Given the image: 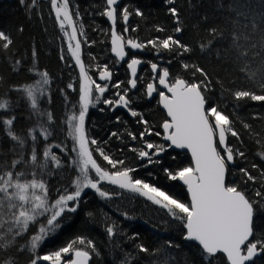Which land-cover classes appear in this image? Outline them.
Returning a JSON list of instances; mask_svg holds the SVG:
<instances>
[{
	"label": "trees",
	"instance_id": "trees-1",
	"mask_svg": "<svg viewBox=\"0 0 264 264\" xmlns=\"http://www.w3.org/2000/svg\"><path fill=\"white\" fill-rule=\"evenodd\" d=\"M241 3H244V0H173L172 4L167 0H122L119 9L127 7L130 15L127 21L118 19L115 22L116 31L123 34L125 40L135 39L145 45L139 53L127 49L125 61L111 55V26L107 17L102 15L106 7L104 0H71L70 11L73 14L79 13L78 17L74 15V20L78 31L82 26L84 33L77 37L81 41V59L88 74L94 79L107 65L114 80L123 84L124 87L120 89L123 92L128 81L126 62L135 56L142 58L146 63L162 60L163 67L169 70L172 82L177 77L189 82L204 81L202 91L207 99V107L215 105L222 110L232 120L234 130L239 133V138L229 135L227 143L244 155L234 157L233 166L228 167L226 180L230 185H237L251 200L257 202L254 240L264 234V210L259 207L264 203V199L256 196L257 191L264 193V158L259 155L264 152V101H252L249 98L238 101L233 93L237 90L264 93L257 84L249 81L239 71V65L227 58L223 51L219 57L217 56L218 48L227 47L226 40L216 41L203 51L200 48V44L210 38L206 29L220 27L231 31L230 19L235 18V13L229 11L228 6L232 4L238 7ZM29 4L31 0H25L23 5L20 0H0V30L5 31L12 40L7 50L0 48V99L10 102L8 110H0V117L14 116V130L20 135L27 136V130L36 123V117L32 115L30 101L20 90V86L39 79V76L29 72V68L35 66L40 71L48 72V91L39 98L38 103L41 109L51 112L54 117L51 124L46 125L53 134L48 143L66 149L65 152H61L60 148L55 149L61 156L63 167L50 169L51 175L43 177L49 183L50 199L54 200L58 190L67 188L70 180L76 175L69 166L68 159L74 156L73 141L67 136L66 126L62 121L73 105H76L78 110L80 72L68 51V40L57 23L50 0H37L31 9L28 7ZM221 4L223 7L219 6ZM170 7L178 10L180 26L183 29L180 33L174 32L177 19L170 14ZM137 10L142 15H136ZM205 17L207 19H204ZM241 22L243 23L242 18ZM125 27L128 28L127 32H124ZM169 35L187 44L191 51L158 52L147 44L149 40L164 39ZM33 51L36 53L35 57ZM16 61L20 63L17 64ZM185 63L190 67L185 69L183 67ZM191 65L203 68L207 73V79L201 73L195 72ZM150 77L145 69L141 71L138 88L131 95L134 97V110L140 111L138 117L131 119L120 114L115 116L110 112L109 106L96 104L95 107L90 106L86 113V132L89 139H95L105 153L114 159L124 160L123 167L134 169L135 171L131 173L134 178L154 184L187 204L184 188L176 180L168 179L164 169L175 172L192 166L191 161L185 153L169 151L160 140V125L165 120L164 113L160 111L158 104L146 103L144 97V87L150 82ZM69 84H72V88L68 87ZM245 124L250 127L245 128ZM146 128L150 131L141 137L140 134L145 132ZM156 132L160 135H156ZM113 133L116 135L113 136ZM146 143L165 147L160 157L152 156L153 161H159L158 163L149 164L147 158L138 156L141 149L154 151L146 149ZM31 144L29 138L26 157L30 153ZM37 145L42 151L43 137L38 138ZM13 146L14 142L0 126V160L7 158L10 161L14 158L10 151ZM92 147L95 148L96 145ZM94 155L102 166L111 170V166L103 161L99 153ZM240 169L247 170L254 179L248 180ZM17 170H24V165H20ZM102 188L113 193L111 198H101L91 189L83 192L77 211L64 215L61 229L47 238L35 255L43 256L57 251L77 236H84L94 242L99 252V255L95 253L90 255L89 264H121L126 253L131 254L130 264H154L161 261L165 253L153 255L151 250L164 246L167 240H172L180 247L167 250L172 258L170 264H208L202 259L199 247L183 239L182 224L168 216L165 209L138 193L120 189L106 181L102 182ZM87 213L92 215L89 216ZM113 224L116 231L110 239L106 227ZM35 231L36 228L33 227L19 239V244L25 243ZM140 243L150 250L149 253L139 252L136 245ZM8 256H14L16 264H29L33 258L32 253L18 252L16 248L0 253V259ZM71 257L68 253L62 260L67 261ZM38 264L50 262L41 260ZM212 264L228 263L218 254L212 258ZM256 264H264V258L258 259Z\"/></svg>",
	"mask_w": 264,
	"mask_h": 264
},
{
	"label": "snow or ice",
	"instance_id": "snow-or-ice-1",
	"mask_svg": "<svg viewBox=\"0 0 264 264\" xmlns=\"http://www.w3.org/2000/svg\"><path fill=\"white\" fill-rule=\"evenodd\" d=\"M167 2L172 4L173 0H167ZM20 3L25 4V0H20ZM36 3L37 0H31L29 9ZM50 3L61 31L69 41L68 51L80 72L78 110L77 106L73 105L62 121L66 126L67 136L73 141L72 152L75 155L68 159L69 166L76 175L70 180L67 188L58 190L56 198L50 199L49 183L43 177L51 175L50 169L62 168L63 161L55 151L60 148V145L48 143L53 134L46 125H50L53 121V114L41 109L38 103L39 98L48 91L49 74L46 70L40 71L33 66L29 68V72L39 76V79L20 86V90L30 101L36 123L27 130V136H24L14 130V116L0 117V126L3 127L7 137L14 142L13 148L10 149L14 158L10 161L7 158L0 160V253L8 252L12 248H16L18 252L28 251L33 254L29 264H38L41 260L49 261L50 264H89L90 255L93 253L99 255V252L94 242L84 236H77L66 246L46 255L38 256L35 253L47 238L61 229V220L64 215L77 211L79 201L82 199L81 194L85 189H93L101 198L110 199L113 193L102 188V182L107 181L120 189L138 193L165 209L168 216L182 224L183 239L195 242L200 249L202 259L208 264H212V258L219 253L226 256L228 264H256L258 259L264 258V234H261L259 239H250L256 235L254 218L257 202L251 200L237 185H230L226 180L228 163L233 161L236 155L241 157L244 155L243 152H239L227 143L229 135L239 138V133L234 130L229 116L217 106L206 107L207 99L202 91L204 81L189 82L182 77H177L170 82V73L167 68L161 69L158 64L149 62L152 72L158 76L159 84L171 94L159 92V103L167 110V116L170 118L164 120L162 124L164 139L170 142L168 147L175 146L191 152L193 166L184 167L175 172L164 169L168 179L180 180L187 186L190 203L186 204L160 187L134 178L131 173L135 170L123 167L124 160L112 158L98 146L95 139H89L85 128L86 113L90 106L95 107L98 102H101V95L97 93L104 94L110 85L97 83L88 75L82 62L81 41L77 37L84 33L82 26L79 31L75 26L74 15L78 17L79 13L73 14L70 11L71 0H50ZM219 6L223 7L222 4ZM228 9L235 13V18L230 19L231 31L220 27L206 29L210 38L205 43H201L200 48L203 51L216 41L226 40L227 47L218 48L217 56L219 57L223 51L227 58L239 65V71L249 81L257 84L264 93V0H244V3L239 4L238 7L229 4ZM169 12L177 19L174 32H182L177 8L170 7ZM135 14L142 15L139 10ZM102 15L107 16L115 25L118 19L127 21L130 12L127 7L119 9L118 0H106ZM66 27L71 28L70 34ZM159 30L163 31V29ZM127 31L128 28L125 27L124 32ZM125 43L131 49L145 47L135 39L125 41L124 35L118 34L113 26L111 51L119 59H124L126 56ZM11 44L10 36L0 30V48L7 50ZM147 44L158 52L162 50L169 52L179 50L184 53L191 51L187 44L172 35L164 39L149 40ZM35 55L33 51V56ZM254 62H256L255 66H253ZM16 63L20 62L16 61ZM141 63L142 61L135 56L128 61L127 67L131 70L133 77L128 80V84L132 88L136 87L137 65ZM183 67L187 69L190 65L185 63ZM191 67L207 79V73L203 68L196 65ZM111 77L112 73L105 65L99 72V79L108 81ZM68 87L72 88V84ZM111 87L121 89L122 83L117 82ZM128 91V88H123V94L116 93L117 99H104L102 103L109 107L127 108L130 104L127 98ZM155 91L156 86L148 83L147 94L151 96ZM233 95L238 101L244 98L264 101V94H256L249 90H237ZM9 108L10 102L0 99V110ZM129 110L132 116L139 115L136 111ZM244 127L250 126L245 124ZM149 131L150 129L146 128L145 132L140 134L141 137ZM112 135L115 136L116 133ZM39 137H43L42 151L37 145ZM29 138L32 144L30 153L26 157L25 151ZM93 145L96 147L93 148ZM145 147L154 151L141 149L138 151V156L147 158L149 164L158 163L159 161H153L152 156L164 152L165 147L154 143H146ZM60 151L65 152L66 149L60 148ZM133 151L136 150L133 149ZM94 153H99L103 161L111 166V170L102 166ZM259 155L264 158V152ZM20 165H24V170H17ZM255 167L254 164L253 168ZM28 169L31 171L29 172ZM240 171L248 180L254 179L247 170L240 169ZM256 196L264 199V193L260 191L256 192ZM259 207L264 210V203H261ZM87 215L91 216L92 213ZM33 227L36 231L25 243L19 244V239ZM115 231L114 224L106 227L110 239L115 235ZM179 247L180 245L174 244L172 240H167L164 246L151 250L153 255L165 253L164 258L154 264H170L172 258L167 250ZM136 248L141 253L150 251L143 243L137 244ZM68 253H72L73 258L63 261L62 257ZM130 260L131 254L126 253L121 264H130ZM0 264H16V259L14 256H8L0 259Z\"/></svg>",
	"mask_w": 264,
	"mask_h": 264
},
{
	"label": "flooded vegetation",
	"instance_id": "flooded-vegetation-1",
	"mask_svg": "<svg viewBox=\"0 0 264 264\" xmlns=\"http://www.w3.org/2000/svg\"><path fill=\"white\" fill-rule=\"evenodd\" d=\"M120 7V6H119ZM126 41V40H125ZM127 49H130V48H128V47H126L125 48V50H127ZM131 50V49H130ZM133 51V50H132ZM142 51V50H141ZM140 51V52H141ZM133 52H135V51H133ZM135 53H139V52H135ZM127 56V55H126ZM125 56V57H126ZM136 58H138V57H136ZM142 59V58H141ZM131 60V59H130ZM143 60V59H142ZM121 61H125V59H123V60H121ZM128 61L129 60H127V62H126V66H127V64H128ZM144 61V60H143ZM159 61L160 60H158L157 62H156V64H158L159 65V67L161 68V69H163L164 67H163V62H162V60H161V63H159ZM151 63H153V62H151ZM125 69H126V72H127V74H128V80L130 79V77H129V72H128V70H127V68L125 67ZM146 70L147 72H149V74H150V82L149 83H153L155 86H156V90H157V96L156 97H153V99H152V101L151 102H147V100H146V98H147V94H146V90H147V85H148V83L146 84V86L144 87V97H145V100H146V103H156V104H158V100H159V92H161V91H159V89H158V87H157V82H158V76L156 75V79L155 80H153V77H154V74L152 73V71H151V65H150V63H146L145 61H144V66H143V68H141L140 70H139V72H138V76H137V84H136V87L132 90V89H130V86H129V84H128V81H127V85H126V87L125 88H128L129 89V91H128V94H127V98L129 99V101H130V104H129V109H131V110H134V97L132 98L131 97V95H133L134 94V92H136V90H137V88H138V79H139V75H140V73H141V71H143V70ZM111 72V71H110ZM112 73V72H111ZM89 76H91L90 74H88ZM92 77V76H91ZM93 78V77H92ZM94 79V78H93ZM97 83H100V82H98V80H99V74L97 75V78L96 79H94ZM116 82L117 81H115L114 80V76H113V74H112V77H111V79L110 80H108V81H105V82H103V83H100V84H104V83H108L109 85H110V87L108 88V90L104 93V94H99V93H97V95H101V102H98L97 103V105H103V106H106V107H108V105H105V104H103L102 103V101L104 100V99H117L118 97H117V95H116V93L117 92H121L120 91V89L118 90V89H116V88H114V87H111V85H114V84H116ZM170 82H172L171 80H170ZM122 86H123V84H122ZM124 87V86H123ZM120 94H123V92H121ZM109 110H110V112L111 113H113L115 116H117V115H124V116H127V117H129V118H136V117H138V116H130V115H128L126 112H124L123 110H121V109H119V107H110L109 108ZM135 111V110H134ZM137 112V111H136ZM138 113V112H137Z\"/></svg>",
	"mask_w": 264,
	"mask_h": 264
},
{
	"label": "water",
	"instance_id": "water-1",
	"mask_svg": "<svg viewBox=\"0 0 264 264\" xmlns=\"http://www.w3.org/2000/svg\"><path fill=\"white\" fill-rule=\"evenodd\" d=\"M105 1V3H106V0H104ZM118 4H119V6L122 4V0H118ZM107 17V16H106ZM107 20H108V22H109V24H110V26H111V32H112V29H113V26L115 27V25L113 24V22L112 21H110L108 18H107ZM110 45H111V39H110ZM112 46V45H111ZM126 47H128V48H130L126 43H125V48ZM131 49V48H130ZM131 50H133V51H135V52H140L142 49H131ZM126 51V50H125ZM111 55L113 56V57H115V58H117L116 56H115V54L111 51ZM118 60H123V59H119V58H117ZM137 59H140L141 61H142V63L140 64V65H137V76H138V72H139V70L141 69V68H143V66H144V61L141 59V58H137ZM159 63H161V60L159 61ZM126 68H127V70H128V72H129V77H130V79H132L133 77H132V75H131V70L130 69H128V67L126 66ZM151 71H152V69H151ZM153 73V72H152ZM154 74V73H153ZM137 76L135 77V78H137ZM156 79V74H154V77H153V80H155ZM98 82H100V83H103V82H105V81H101L100 79L98 80ZM130 86V85H129ZM157 87H158V89H159V91H163L166 95H171L170 93H168L167 92V89L163 86V85H160L159 84V82H157ZM130 89H134V88H132L131 86H130ZM146 94H147V90H146ZM157 96V90L155 91V92H153V94L151 95V96H149L148 94H147V98H146V100H147V102H151L152 101V99H153V97H156ZM159 101H160V96H159V100H158V105H159V109H160V111H162L163 113H164V116H165V120L166 119H170L168 116H167V110L163 107V105L161 104V103H159ZM116 107H119V109H121V110H123L124 112H126L128 115H130V116H132L131 115V111L129 110V108L127 107H123V106H116ZM206 107H207V104H206ZM115 108V107H114ZM162 124H163V122H162ZM162 124L160 125V133H161V137H160V140H161V142L162 143H164L166 146H167V148H168V150L169 151H175V152H180V153H185V154H187L188 156H189V158H190V161H191V165L193 166V164H192V156H191V152L188 150V149H180V148H176L175 146H172V147H168V145L170 144V142L169 141H166L165 139H164V130H163V128H162ZM227 142H228V139H227ZM163 154V152H160V153H158V154H156V156L157 157H160L161 155ZM233 163H234V159H233V161H231V162H229L228 163V167L229 166H233ZM226 176H227V173H226ZM177 181V183L181 186V187H183L184 188V190H185V192H186V194H187V199H188V203H190V195H189V193H188V191H187V186L186 185H184L183 184V182L182 181H180V180H176ZM250 239H253V237H251ZM193 243H195V242H193ZM196 244V243H195ZM197 245V244H196ZM198 246V245H197ZM220 255H222L225 259H226V261H227V258H226V256L223 254V253H219ZM218 255V254H217ZM228 263V262H227Z\"/></svg>",
	"mask_w": 264,
	"mask_h": 264
},
{
	"label": "rangeland",
	"instance_id": "rangeland-1",
	"mask_svg": "<svg viewBox=\"0 0 264 264\" xmlns=\"http://www.w3.org/2000/svg\"><path fill=\"white\" fill-rule=\"evenodd\" d=\"M66 30L69 32V34L71 33V29H69V28L66 27ZM66 38H67V37H66ZM67 40H68V39H67ZM68 43H69V41H68ZM72 43H73V46H74V43H75V42L73 41ZM132 111H134V110H132ZM138 113L140 114V111H138ZM156 133H157V132H156ZM158 136H159V135H158ZM160 137H161V135H160ZM163 144H164V143H163ZM74 155H75V154H74ZM156 157H157V156H156ZM106 182H107V181H106ZM108 183H109V182H108ZM86 190H88V189H85V191H86ZM91 190H93V189H91ZM85 191H84V192H85ZM70 203H71V202H70ZM70 254H71V256H72V253H70ZM72 258H73V256L71 257V259H72Z\"/></svg>",
	"mask_w": 264,
	"mask_h": 264
}]
</instances>
